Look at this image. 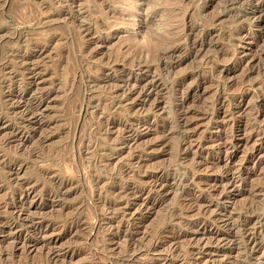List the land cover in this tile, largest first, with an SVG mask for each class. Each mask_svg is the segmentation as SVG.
I'll return each instance as SVG.
<instances>
[{
  "label": "rangeland",
  "instance_id": "1",
  "mask_svg": "<svg viewBox=\"0 0 264 264\" xmlns=\"http://www.w3.org/2000/svg\"><path fill=\"white\" fill-rule=\"evenodd\" d=\"M55 1L0 0V264H163L166 257L171 264H264V249L250 259L239 236L220 226L254 206L253 190L264 184V153H258L264 107L256 116L264 96L253 85L264 67V0H82L83 15L74 23L53 16ZM257 4L260 26L259 15L251 16ZM81 17L92 21L90 35L76 30ZM168 30L172 43L191 32L206 42L197 55L182 52L177 63L156 71L161 86L148 100L132 96L110 108L114 85L101 72L104 64L118 68L116 77L106 74L122 84L135 64L131 51L143 46V66L153 65L146 47ZM226 52L231 61H223ZM141 74L153 73L130 80ZM199 75L207 79L202 86ZM88 76L102 84L91 85ZM182 80L185 91L201 86L198 95L176 92ZM32 95H43L42 107ZM219 95L229 96L224 113L242 108L223 126L225 150L208 153L221 138ZM149 107L157 108L154 115L141 117ZM182 109L189 112L190 144L176 128ZM123 126L135 129L137 141L123 145ZM225 167L235 175L240 169L243 181L221 202L219 194L203 198L200 209L190 203L197 190H183L169 178L182 169L213 182ZM160 183L158 194L148 192ZM181 221V228H171ZM261 221L251 228L262 241Z\"/></svg>",
  "mask_w": 264,
  "mask_h": 264
},
{
  "label": "bare ground",
  "instance_id": "2",
  "mask_svg": "<svg viewBox=\"0 0 264 264\" xmlns=\"http://www.w3.org/2000/svg\"><path fill=\"white\" fill-rule=\"evenodd\" d=\"M81 1L82 0H59L58 2H56L55 1V7H57L58 8V10L55 12V13H53V16L54 17H61V16H65V17H69L71 20H73V23L74 22H76V20H74V18L75 19H77V17H79V16H82V15H80V10L78 9V7H80L79 5L80 4H84V3H81ZM93 1V0H92ZM103 1V0H102ZM133 1V0H132ZM150 1V0H149ZM155 1H159V0H152V2H154V4H156L155 3ZM213 1V0H212ZM257 1V0H256ZM99 2V1H98ZM122 2V1H121ZM120 2V3H121ZM172 2V1H171ZM170 2V3H171ZM54 3V2H53ZM100 3H101V1H100ZM107 3V2H106ZM105 3V4H106ZM150 3V2H149ZM169 3V2H168ZM173 3V2H172ZM111 4V3H110ZM128 4H129V2H128ZM135 4V3H134ZM158 4V3H157ZM160 4H162V3H160ZM49 5V4H48ZM48 5H47V7H48ZM104 5V4H103ZM118 5V4H117ZM130 5V4H129ZM128 5V6H129ZM131 6V5H130ZM161 6V5H160ZM53 7V6H52ZM81 7H83V5L81 6ZM106 7V6H105ZM110 7V6H109ZM172 7V6H171ZM50 8V7H49ZM154 8H156V7H154ZM77 9V10H76ZM109 9V8H108ZM158 9V8H157ZM262 7L260 8V4H257V6L256 7H254L253 9H252V12H251V16L252 17H255V16H258V17H255V19L256 18H258V23H256V24H258L259 26H260V20H261V16H260V14L262 13ZM107 12H108V10H106ZM85 12V11H84ZM117 12V11H116ZM82 13V12H81ZM118 13V12H117ZM121 14V13H120ZM114 15V14H113ZM119 15V14H118ZM151 15V14H150ZM52 16V15H51ZM117 16V15H116ZM119 16H121V15H119ZM243 17V16H242ZM241 17V18H242ZM80 18V17H79ZM85 17H81V19L82 20H85L84 19ZM116 18V17H115ZM246 18V17H245ZM248 18V17H247ZM250 18V17H249ZM80 19V20H81ZM117 19V18H116ZM243 19V18H242ZM255 19H253V20H255ZM82 20H81V22H80V24H78V25H76V27H77V29L76 30H78V31H80L81 33H86V35L87 34H89L90 35V32H91V30L93 29L91 26H92V21L88 24V23H86V22H88V21H86L85 20V23H83L82 22ZM244 20V19H243ZM246 20V19H245ZM249 20V19H248ZM78 21V20H77ZM247 21V20H246ZM249 22V21H248ZM252 22V21H251ZM241 23V22H240ZM247 23V22H246ZM254 23V22H253ZM76 24V23H75ZM84 24V25H83ZM95 24H96V26H97V23L95 22ZM99 25V24H98ZM239 25V24H238ZM242 26V25H241ZM94 27V26H93ZM100 27V26H99ZM95 28V27H94ZM96 29H97V27H96ZM100 29V28H99ZM102 30H105V29H103L102 28ZM98 32V31H97ZM103 32V31H102ZM106 32V31H105ZM165 34H163L162 36H160V37H158L159 39H157V40H154L153 42H151L152 41V39H151V41H149L150 42V44H149V46L148 47H146V49L147 48H149L148 50H149V53H150V55L152 56V58H154V60H155V63L153 64V65H146V67H144L143 66V64L145 63V54H146V52H145V48L142 46V47H138V48H136V50H135V48H134V51L132 52L131 51V55H132V57H131V59H134V62H132V64L131 63H129V64H131V65H133V63H135L132 67H133V69H131L128 73H129V77L128 78H126V79H124V81H123V83L122 84H117V83H115V82H113L114 80L113 79H110L109 78V75L108 74H106V71L107 70H110V73H111V71H113V74H115L114 76L116 77V72H117V69H115L114 67H108L107 66V64H104V66L106 65V67L107 68H103L102 70H101V72H102V74L105 76L104 78L106 79V81L108 82L107 84H109V82H111L110 83V85L113 83V88H111V89H113V91H111L110 93H111V100L110 99H107L108 101L110 100V108H112L113 107V110H116V109H114V107L116 108V104H117V106H118V103L119 104H121V103H123V102H127V101H129L130 99H131V97L133 96L134 98L136 97V98H138V99H143V100H148V98H150V96L151 95H153V94H155L156 93V91L158 90V88H160V81H159V79L157 78V76H156V71H163V69L164 68H166V67H170L172 64H173V62L174 63H177L178 62V58L180 57L179 55H181L182 54V52H188V53H190V54H192V55H197L198 53H199V50H201V48L203 47V44L206 42V39L205 38H203V36H201L200 34L198 35V36H194V34L191 32V33H189L187 36H188V38L186 39V41H183V42H178V39L177 40H175V42L174 43H172V42H170V39H172L171 37H172V34H173V32L171 31V30H168V31H165L164 32ZM152 36V35H151ZM151 38H153V36L151 37ZM95 41V40H94ZM155 41H157V42H155ZM172 41V40H171ZM176 42H177V45H176ZM97 43V42H96ZM88 44V43H87ZM173 44V45H172ZM174 45H176V46H174ZM86 47V46H85ZM226 51V50H225ZM231 52V51H230ZM223 53H224V51H223ZM237 53H239V52H237ZM148 54V53H147ZM149 55V56H150ZM230 55V54H229ZM232 55V54H231ZM240 55V54H239ZM20 57V56H19ZM236 57V56H235ZM240 57V56H239ZM27 58V57H26ZM151 58V57H150ZM230 58V56H228V53L226 52V54H225V56H224V58H223V61H231V59H233L234 58V56H233V58H232V56H231V58ZM18 59V58H17ZM128 59H130V58H128ZM130 59V60H131ZM236 59V58H235ZM19 61H21V60H19ZM130 62V61H129ZM22 63V62H21ZM26 63V62H25ZM24 63V64H25ZM109 64V63H108ZM131 65H130V67H131ZM110 66V65H109ZM112 66H114V65H112ZM23 67H25V66H23ZM26 68V67H25ZM229 68H227L226 70H228ZM26 70V69H25ZM152 70H154V71H152ZM215 70H217V69H215ZM230 70V69H229ZM23 71V70H22ZM116 71V72H115ZM153 73V74H149V73ZM21 73V72H20ZM127 73V74H128ZM140 73H148L149 75H153V76H151V77H149V75H142L141 74V76H140V78L139 77H136V79L135 80H130L131 78H133V76H135V75H137V76H139L140 75ZM94 74V73H93ZM92 74V75H93ZM126 74V75H127ZM196 74L198 75V72L196 71ZM258 74H260L261 75V79L258 81V82H256V83H254L253 85L254 86H256L257 88H255V89H257L258 90V92H259V94H261V95H263L264 96V67H262L260 70H259V73ZM98 75V74H97ZM96 75V76H97ZM252 75V73H250V74H248L247 75V78L248 77H250ZM92 77V76H88L86 79H88V81H89V83L92 85V84H102L101 82H99L100 81V79H97V77ZM99 76V75H98ZM102 76V75H101ZM198 77H201V80L198 82V85H203V84H205L206 83V78L205 77H202V76H198ZM112 78V77H111ZM121 78V77H120ZM123 79V78H122ZM119 80H121V79H119ZM87 81V80H86ZM184 81L185 80H182L181 81V83H180V85H179V88H177L176 89V92L178 91V92H184L185 93V96H189V95H192V96H197L198 95V93H199V91H200V87L201 86H196L195 88H188L186 91H185V89H184ZM119 83V82H118ZM245 83V82H244ZM87 85H88V83H87ZM90 85V86H91ZM97 86H100V85H97ZM244 87V86H243ZM90 88V87H89ZM92 89V88H91ZM90 89V90H91ZM94 89V88H93ZM89 90V91H90ZM97 90V89H96ZM95 90V91H96ZM245 90V89H244ZM36 91H38V90H36ZM239 91H240V89H239ZM243 91V90H242ZM109 92V91H108ZM94 93V92H93ZM183 93V94H184ZM245 91H243L242 92V94L245 96ZM88 94V93H87ZM92 94V93H91ZM31 95V94H30ZM43 96V95H42ZM36 97V96H34L33 97V95H32V100H33V102H34V105H37V107H42V105H43V103H44V99H43V97ZM220 96V95H219ZM107 97H109V96H107ZM229 97V96H228ZM228 97H224V96H220V98L218 99V106H219V108H218V113L216 114V116H217V121H218V126H217V131H218V133H221L220 134V136L219 137H221V136H224L225 137V129H224V127L226 126V122H228L227 120L229 119L228 117H232V116H235V115H237V114H239V113H241V106L239 107V109H238V111L236 110V109H234V111L233 110H229V109H227V110H229L230 111V115L228 114L229 113V111H227V110H225V111H227V113H224V107H226V105H227V103L230 101L229 100V98ZM99 98V97H98ZM92 100V99H91ZM104 100V99H103ZM186 98H185V102H186ZM88 101V100H87ZM90 101V100H89ZM101 101V100H100ZM107 101V102H108ZM112 101V102H111ZM132 101V100H131ZM104 102V101H103ZM32 103V102H31ZM92 103V102H91ZM144 103V102H143ZM146 103V102H145ZM98 104H99V102H98ZM104 104H106V103H104ZM108 104V103H107ZM33 105V106H34ZM101 105V104H100ZM109 105V104H108ZM94 106V105H93ZM104 107V106H103ZM102 107V108H103ZM105 107H107V106H105ZM105 107L103 108V109H105ZM121 107H122V105H121ZM245 107V106H244ZM258 107H259V111H258V115H256L257 117H259V115H261V111H262V109H263V107H264V102L263 101H261V102H259L258 103ZM35 108V107H34ZM210 108V107H209ZM96 109H97V107H96ZM99 109V108H98ZM98 109H97V112H98ZM102 109V110H103ZM107 109H108V107H107ZM144 109V108H143ZM145 109H147V108H145ZM156 109L157 108H154V109H151L150 107H149V110L147 109V110H145V114H144V112H142L143 114L142 115H140L141 117H147L148 115H154V112L156 111ZM106 110V109H105ZM183 110V109H182ZM210 110V109H209ZM222 110V112H223V115L224 116H221V112H219V111H221ZM236 110V111H235ZM37 111V110H36ZM107 111V110H106ZM207 110H205V112H206ZM211 112H212V110H210ZM214 111V110H213ZM33 112V111H32ZM101 112V111H100ZM182 112V113H181ZM180 113H178L177 115H178V119L176 120L177 121V126H176V128H177V132H179L180 133V135H182V139H183V141L182 142H184L185 144H187V143H189L190 144V142H191V139H192V136H190V135H188L187 133L189 132V123H188V110L186 109L185 111L183 110V111H181ZM204 112V113H205ZM211 112H209L210 114H211ZM104 112L102 111V114H103ZM119 113V112H118ZM244 113V112H243ZM242 113V114H243ZM100 114V113H99ZM98 114V115H99ZM109 114V113H108ZM113 114V113H112ZM116 114V113H115ZM140 114H141V111H140ZM157 114V113H156ZM207 114V113H206ZM227 114V115H226ZM139 115V114H138ZM212 115V114H211ZM101 116V115H100ZM111 116V115H110ZM110 116H109V118H110ZM114 116V115H113ZM133 116V115H132ZM204 116H205V114H204ZM255 116V115H254ZM98 117V116H97ZM176 117V116H175ZM207 117V116H206ZM215 117V116H214ZM230 117V118H231ZM236 117V116H235ZM138 118H140V117H138ZM200 118V117H199ZM202 118V117H201ZM120 119V118H119ZM198 119V118H197ZM98 120V119H97ZM135 121H134V123H133V125L136 123V124H138V122H139V120H136V119H134ZM142 120V119H141ZM220 120H222L221 122H220ZM107 121V120H106ZM259 121V120H258ZM117 122V121H116ZM118 122H120V121H118ZM127 122V121H126ZM129 122H130V119H129ZM247 122H249V121H247ZM251 122V121H250ZM253 122V121H252ZM251 122V123H252ZM99 123V122H98ZM222 123V124H221ZM125 124V123H124ZM131 124V123H130ZM176 124H174V127H175V125ZM191 124V123H190ZM221 124V125H220ZM247 124V123H246ZM249 124V123H248ZM253 124H255L254 122H253ZM98 125V124H97ZM101 125V124H100ZM109 125L112 127V126H114V125H116V123L115 122H109ZM122 125V124H121ZM118 126V125H117ZM137 126V125H136ZM224 126V127H223ZM256 126V125H255ZM108 127V126H107ZM119 127V126H118ZM124 128H125V133H124V137H122V140L124 141V143H123V145L125 146V144H128L129 142H135V141H137V138H138V134H137V132H135V129H133V128H130V127H125V126H123ZM135 127V126H134ZM246 127V126H245ZM254 127V126H253ZM102 128V127H101ZM113 129V128H112ZM118 130H120L121 128H117ZM116 129V130H117ZM123 129V128H122ZM262 128H260V130H261ZM111 130V129H110ZM264 130V129H263ZM263 130H261V131H259L258 130V132H263ZM106 131V130H105ZM123 131V130H122ZM174 131V130H173ZM251 131V130H250ZM112 132V131H111ZM118 132H120V131H118ZM117 132V133H118ZM139 132V131H138ZM249 132V131H248ZM102 133V132H101ZM190 133V132H189ZM104 134V133H103ZM106 134V133H105ZM261 134V133H260ZM118 135H119V133H118ZM248 135V134H247ZM257 135H259V134H257ZM256 135V136H257ZM111 136V135H110ZM178 136V135H177ZM176 136V137H177ZM251 136V135H250ZM262 136H263V134H262ZM260 137V136H259ZM120 138V137H119ZM180 138V137H179ZM223 137H221V138H215L218 142L216 143V144H213V145H211V146H209L208 147V153H212L213 151H219V152H221V151H223V149H224V147H225V144H223V142H221V139H222ZM117 140V139H116ZM119 140V139H118ZM262 140H263V142H264V136H263V138H262ZM246 141V140H245ZM248 141V140H247ZM260 141H261V139H260ZM106 142V141H105ZM181 142V141H180ZM181 142V143H182ZM107 143V142H106ZM121 143V142H120ZM230 143V142H229ZM111 144V143H110ZM114 144V143H113ZM112 144V145H113ZM136 144V143H135ZM194 144H195V142H194ZM112 145H111V147H112ZM115 145V144H114ZM191 145H192V143H191ZM199 145V144H198ZM205 145V144H204ZM109 146V145H108ZM181 146V145H180ZM179 146V147H180ZM110 147V148H111ZM129 147V146H128ZM185 147V146H184ZM188 147V146H187ZM201 147H203V144H202V146ZM116 148H117V146H116ZM118 148H120V147H118ZM122 148V147H121ZM190 148V147H189ZM106 149H107V147H106ZM114 149H115V147H114ZM129 149V148H128ZM100 150V149H99ZM104 150V149H103ZM120 150V149H119ZM177 150H179V149H177ZM184 150V149H183ZM207 150V149H206ZM225 150V149H224ZM228 150V149H227ZM107 151V150H106ZM112 151V150H111ZM115 151V150H114ZM180 151H182V150H180ZM100 152V154H103V153H101V151H99ZM117 152V151H116ZM184 152V151H183ZM253 152V151H252ZM259 152H262V154L264 153V143H263V146H261V148L260 149H258V153ZM179 154V153H178ZM197 155V154H196ZM264 155V154H263ZM103 156V155H102ZM107 157V156H106ZM104 158H105V156H104ZM99 161H101V160H99ZM102 162H104V161H102ZM101 162V163H102ZM94 163H97V162H94ZM263 165V164H262ZM212 167V166H211ZM179 168V167H178ZM224 168V167H223ZM226 168H228V167H225V171H224V173L222 172L221 174H223L219 179H217L216 181H211L210 182V180H207V179H204L203 180V182H200V181H198L197 180V177H196V175H188L187 174V172L186 171H184V172H182L181 170L182 169H180V171H175V172H177V173H174V175H170V181H172V183L174 184V185H176V186H178L179 188H182L183 190H186V189H190V187H193V188H195V190H197V193L199 194L198 195V198L196 199L195 197H193V198H195V199H192V202H190L191 204H193L194 206H195V208H198L199 207V209L202 207V205H201V202H202V200H203V198H212V199H214V198H216L215 196L216 195H220L219 197H220V202H221V199H223L224 197H226V195L227 194H232V192L234 191V189L238 186V184L239 183H241V181H243V179H242V171H239L238 170V173H237V171H236V173H237V175H235V173H233V172H231L230 170H226ZM260 168H262V167H260ZM264 168V167H263ZM193 169H195V168H193ZM209 169V168H208ZM224 170V169H223ZM222 170V171H223ZM264 170V169H263ZM194 171H196V169L194 170ZM190 172V171H189ZM220 173V172H219ZM120 174V173H119ZM122 174V173H121ZM130 174V173H129ZM171 174V173H170ZM196 174V173H195ZM123 175V174H122ZM127 175V174H126ZM120 176V175H119ZM119 176H118V178H119ZM129 176V175H128ZM167 176V175H166ZM131 177V176H130ZM124 178V177H123ZM126 178V177H125ZM168 178V179H169ZM261 178H262V176H261ZM114 179V178H113ZM112 179V180H113ZM120 179H121V177H120ZM263 179V178H262ZM99 180V179H98ZM122 180V179H121ZM202 180V179H201ZM102 181V180H101ZM118 181V180H117ZM160 181V180H159ZM113 182V181H112ZM121 183V182H120ZM122 183H126L125 181H123ZM66 184V183H65ZM140 184H142V183H140ZM155 185V184H154ZM151 187V186H150ZM161 187H162V184L160 183L159 185L158 184H156L153 188H150V190L148 191L149 193H154V194H158L159 192H160V190H161ZM163 187H165V184H164V186ZM167 187V186H166ZM143 188V187H142ZM147 188V187H146ZM149 188V187H148ZM252 188V187H251ZM255 188V187H254ZM144 190L145 189H142L141 191H140V193H143L144 192ZM182 190V191H183ZM253 190V189H252ZM181 191V190H180ZM194 191V190H193ZM112 192V191H111ZM133 192V191H132ZM128 193V192H127ZM135 193V192H134ZM137 193V192H136ZM253 193L255 194L254 195V197L255 196H257V203L256 204H254V206H246V208H244L243 207V209L244 210H242V212H240V214H239V216H238V218L236 219V218H233V217H229V219L226 221V222H224V224H221L220 226H222L223 225V227H226V228H228L230 231H231V234H232V236L235 238V236L236 235H238L239 236V238H240V240H241V242H242V244H243V246H244V250H246V252L245 253H247L249 256H250V259L252 258V257H255V255H256V253L258 252L259 253V251L261 250V249H264V240H260V236H259V232L257 231H255V227L254 228H251V227H253L254 225H257L258 223H261L262 221V219H264V184L263 185H261L259 188L257 187V188H255L254 190H253ZM113 194V193H112ZM133 194V193H132ZM138 194V193H137ZM116 195V194H115ZM119 195V194H118ZM127 195V194H126ZM253 195V194H252ZM128 196V195H127ZM121 197H123V196H121ZM121 197H120V199H121ZM123 198H126L125 197V195H124V197ZM117 199H118V197H117ZM128 199H130V198H128ZM127 199V200H128ZM219 199V198H218ZM226 199V198H225ZM123 200V199H122ZM121 200V201H122ZM118 201V200H117ZM129 201V200H128ZM188 201H190V200H188ZM252 202V201H251ZM254 202V201H253ZM121 203V202H120ZM129 203V202H128ZM183 203V202H182ZM130 204V203H129ZM188 204V203H187ZM181 205L182 204H180V207H181ZM185 205V204H184ZM206 205V204H205ZM205 205H203L204 207H208V205L207 206H205ZM219 205V204H218ZM217 205V206H218ZM245 205H247V204H245ZM244 205V206H245ZM191 207V206H190ZM189 207V208H190ZM203 207V208H204ZM225 206H223V208H224ZM188 208V209H189ZM202 208V209H203ZM226 208V207H225ZM199 209L197 210V211H199ZM207 209V208H206ZM193 210V209H192ZM258 210H261V211H263V213H258ZM173 211H175V210H173ZM186 211V209L184 210V212ZM189 211V210H188ZM187 211V212H188ZM191 211V210H190ZM196 211V210H195ZM202 211V210H201ZM194 212V211H193ZM177 213V212H176ZM176 213L174 212L173 214H172V217H174V216H177L176 215ZM178 215H179V213H177ZM199 214V213H198ZM201 214H202V212H201ZM204 214V213H203ZM202 214V215H203ZM182 214H180V216H181ZM200 215V214H199ZM248 215H250V216H248ZM249 218H248V217ZM202 217V216H201ZM177 218V217H176ZM221 218V217H220ZM219 218V219H220ZM206 219H208V218H206ZM216 219V218H215ZM227 219V218H226ZM171 220V219H170ZM173 220V219H172ZM221 220H222V218H221ZM128 221V220H127ZM178 221V220H177ZM205 221V220H204ZM211 222H212V220H210ZM220 221V220H219ZM179 222V221H178ZM177 222V224L176 225H173V227H171L172 229H177V228H181L182 226H183V224H182V221H181V223H178ZM206 222V221H205ZM184 223V222H183ZM213 223V222H212ZM253 223V226L251 225ZM172 224H173V222H172ZM207 224V223H206ZM216 224V223H215ZM185 225V224H184ZM219 225V224H218ZM217 225V226H218ZM216 226V225H215ZM220 226H218V228H220ZM119 228V227H118ZM182 230V229H181ZM125 232V231H124ZM194 232V231H193ZM215 232H217V231H215ZM121 233V232H120ZM131 233V232H130ZM186 233V232H185ZM190 233H192V232H190ZM218 233V232H217ZM122 234V233H121ZM261 235V234H260ZM211 236H209V238H210ZM216 237V236H215ZM189 238V237H188ZM217 238V237H216ZM185 239H186V237H185ZM192 238H190V240H191ZM232 239V238H231ZM176 240H177V238H176ZM183 240H184V238H183ZM209 240V239H208ZM211 240H213L212 238H211ZM210 240V241H211ZM219 241V240H218ZM201 243V242H200ZM207 243V242H206ZM205 244V243H204ZM137 245V244H136ZM205 245H207V244H205ZM196 246V245H195ZM194 246V247H195ZM134 247H135V244H134ZM193 247V246H192ZM205 247H207V246H205ZM140 248V247H139ZM138 248V249H139ZM143 248V247H142ZM142 248H140V249H142ZM155 248V247H154ZM201 248V247H200ZM144 249V248H143ZM143 249H142V251H143ZM135 250V249H134ZM137 250V249H136ZM135 250V251H136ZM150 250V249H149ZM197 250V249H196ZM202 250V249H201ZM140 251V250H139ZM133 252V251H132ZM141 252V251H140ZM172 253V252H171ZM187 253V252H186ZM195 253V251L194 250H192V254H194ZM192 254H190V255H192ZM189 255V254H188ZM130 256V255H129ZM179 256V255H178ZM132 257V256H131ZM246 257V256H245ZM130 258V257H129ZM133 258V257H132ZM163 259V258H162ZM196 259V258H195ZM198 260V259H197ZM200 261V260H199ZM196 262V261H195ZM194 261H193V263H195ZM251 262V261H250ZM158 263V262H157ZM142 264V263H141ZM144 264V263H143ZM162 264V263H161ZM163 264H171V260L168 258V257H166V258H164L163 259ZM258 264H261V263H258Z\"/></svg>",
  "mask_w": 264,
  "mask_h": 264
}]
</instances>
